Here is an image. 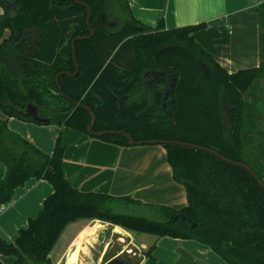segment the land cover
Segmentation results:
<instances>
[{
	"label": "trees",
	"instance_id": "1",
	"mask_svg": "<svg viewBox=\"0 0 264 264\" xmlns=\"http://www.w3.org/2000/svg\"><path fill=\"white\" fill-rule=\"evenodd\" d=\"M115 3H122L127 15L110 26L109 10ZM0 4L5 8L0 38L10 30L0 41V57L11 53L27 30L37 28L39 33L37 48L21 65L22 73L0 62V109L6 115L0 118V160L6 166L0 205L10 202L15 189L31 177L53 186L38 215L14 241L0 235V253L14 257L0 264H53L51 250L65 227L79 219L100 220L157 238L196 240L228 264H264V189L245 168L202 149L161 144L172 178L185 187L187 203L179 208L152 205L74 187L63 172L61 133L53 152L46 153L7 125L8 117L47 124L20 113L33 103L50 124L90 134L87 107L97 117L94 132L120 130L135 141L197 144L246 163L264 183L259 125L264 115L258 109L260 102L264 104V1L257 9L260 64L236 72H228L194 40L193 33L204 23L166 28L159 21L155 27L147 26L131 14L128 0H0ZM91 30L89 38L74 41ZM26 44L24 39L17 49ZM75 60L77 74L68 75L76 71ZM95 137L133 145L122 134ZM251 153L255 160H250ZM115 203L134 211H117ZM137 210L153 211L161 218ZM154 248L155 244L151 251ZM108 254L109 248L104 262L116 253ZM143 256L151 253L125 260L139 264Z\"/></svg>",
	"mask_w": 264,
	"mask_h": 264
},
{
	"label": "crops",
	"instance_id": "2",
	"mask_svg": "<svg viewBox=\"0 0 264 264\" xmlns=\"http://www.w3.org/2000/svg\"><path fill=\"white\" fill-rule=\"evenodd\" d=\"M263 1L128 0V5L131 14L137 20L151 27H155L159 21H162L166 28L204 23L203 27L193 33L194 40L228 72H236L260 64L257 9ZM4 12L5 8L0 4V15ZM9 35L10 30L5 29L3 37L8 38ZM5 117L0 109V118ZM7 125L10 130L46 153L53 152L56 138L61 133V140L65 146L64 175L74 187L82 191L130 196L143 203L164 204L177 208L187 203L185 187L172 178L166 150L161 144L125 146L101 140L68 126L38 124L15 117H8ZM5 173L6 166L0 160V179ZM52 192L53 186L49 181L35 177L27 179L23 185L17 187L12 200L5 203L6 207L0 211V235L14 241L19 230L28 225L29 219L38 215L44 199ZM98 221L100 220L79 219L69 223L60 237L69 227L70 235L55 250L58 239L49 254L53 264H83L86 258L84 253H88L89 250V240L102 227ZM90 226H93L95 231H91L90 228L84 231L82 243L73 258L67 260L74 240ZM173 239L182 243H190L188 241L192 240ZM202 245L205 247L199 248L197 254L202 256L203 261L210 256V262L228 264L209 246ZM184 248L189 249L188 246ZM106 251L101 252L99 260ZM153 252L154 249L151 257L143 256L139 264H149L151 260H157ZM119 254L117 252L115 256ZM217 255L222 259L221 262ZM0 260L11 262L14 257L0 253Z\"/></svg>",
	"mask_w": 264,
	"mask_h": 264
},
{
	"label": "rangeland",
	"instance_id": "3",
	"mask_svg": "<svg viewBox=\"0 0 264 264\" xmlns=\"http://www.w3.org/2000/svg\"><path fill=\"white\" fill-rule=\"evenodd\" d=\"M109 13L111 15V22L117 23L126 17L127 10L122 3H115L110 6ZM3 39L5 38L2 36L0 40ZM37 42L35 44V49L37 47ZM261 104L262 103L260 102L258 109L262 111L261 113L262 115H264V104ZM249 146L250 148L254 146L253 140L250 141ZM157 205L164 206V204ZM113 207L115 210L121 212L134 211L133 208L126 207V205L123 203H115L113 204ZM136 213L148 216L152 219L161 218L158 214L154 213L153 211L137 210ZM98 223H101L102 227L99 231L94 234V237L89 240V251L88 253H84L86 258L85 260H83V264L101 263L105 259V252L102 259L99 260L100 254L102 251H106L108 248L109 254L107 255V257L119 252L120 254H122L124 259L132 262L141 255L145 253L147 254V252L151 253V249L154 244L155 248L153 253L157 260L153 259L149 262V264H192L191 262H193V264H219V261L210 262V256L204 258V261L202 260V256H200V254H197V252L199 248H204L205 246L202 245L203 243L201 244L196 240H189L188 242L190 243H182V241L175 240L173 238H157V236L153 234L131 231L118 225H113L110 223L106 224L107 222L104 223L103 221H98ZM88 228H90L91 231H95L93 226H90L83 230L77 236V238L73 242V248L68 253L67 260L73 258L74 253L77 251L80 244L82 243L81 239L83 237L84 231H86ZM70 230L71 227L66 229L63 235L59 238V241L57 242V245L54 248L55 250L60 247L68 238V236L70 235ZM185 246H188L189 249L184 248ZM217 256L219 257V255ZM219 260L220 262L222 261L220 257Z\"/></svg>",
	"mask_w": 264,
	"mask_h": 264
},
{
	"label": "water",
	"instance_id": "4",
	"mask_svg": "<svg viewBox=\"0 0 264 264\" xmlns=\"http://www.w3.org/2000/svg\"><path fill=\"white\" fill-rule=\"evenodd\" d=\"M13 6H14V3H12ZM90 14H91V10L89 9V13H88V19H87V24L89 26V17H90ZM94 34V30H91V33L90 35L88 36H78L74 39V41L76 39H83V38H89L90 36H92ZM38 39H39V35H38ZM37 48V47H36ZM0 62L4 63L6 66H8L14 73L17 74V72L13 69V67L8 63L7 59H5L4 57H0ZM24 62V60L20 61V63L22 64ZM21 64L19 63H15V65L20 69V73L23 72V69L21 68ZM75 65H76V71L75 73L73 74H70V73H67L68 75H71V76H75L77 74V62L75 60ZM59 76V75H58ZM57 76V77H58ZM60 88V87H59ZM61 90V88H60ZM76 105L78 106H83L80 102H76ZM85 107V106H84ZM89 113L91 114L92 116V122L90 124V126L88 127V132L90 134H94L95 136H101L103 134H106V133H111V134H114V133H117V134H122L124 135L126 138H128L129 142L133 145H137V144H165V143H174V144H178V145H187V146H191L193 148H197V149H202V150H205V151H208L212 154H214L215 156H217L220 160L224 161V162H227V163H230V164H233V165H237V166H240V167H243L245 168L248 172H250L251 175H253V177L256 179V181L262 186V188L264 189V183L263 181L257 176V174L251 169L250 166H248L247 164H245L244 162H240V161H236V160H232V159H229V158H226L225 156L221 155L220 153H218L217 151L213 150V149H210V148H207V147H203V146H200V145H197V144H193V143H188V142H184V141H172V140H144V141H135L133 139V137L124 132V131H120V130H104L102 132H94L92 130L95 122H96V115L95 113L90 109V108H87L85 107ZM20 113L24 116H29V117H32L33 120L35 121H41V122H46L47 124L50 122V119H46V118H42L40 115H39V112H38V107L33 104V103H28L27 104V107L25 108V110L23 111H20ZM101 264H128L127 261L123 258L122 254H119V255H116L112 258H110L108 261H103Z\"/></svg>",
	"mask_w": 264,
	"mask_h": 264
},
{
	"label": "flooded vegetation",
	"instance_id": "5",
	"mask_svg": "<svg viewBox=\"0 0 264 264\" xmlns=\"http://www.w3.org/2000/svg\"><path fill=\"white\" fill-rule=\"evenodd\" d=\"M115 24L116 23L111 22V20L109 18L108 25L114 26ZM38 35H39V33H38L37 28L27 30L23 34V36L19 39V42L16 44V48H14L12 50V52L9 53L8 55L2 56L5 59H7L8 63L13 67V69L17 72V74H20V72H19L20 69L15 65V63L21 64L20 61L25 60V58H28L30 56V53L35 49L36 42L39 40ZM24 39L28 42V44H26V46H22L23 47L22 49H17L19 44L22 43V41ZM15 49H17V50H15ZM262 120H264V119H262ZM259 125H260V130L262 132L261 141L264 142V122L263 121L260 122ZM251 158H253V160H255L257 158V156L254 153H251L250 154V160H251Z\"/></svg>",
	"mask_w": 264,
	"mask_h": 264
},
{
	"label": "built area",
	"instance_id": "6",
	"mask_svg": "<svg viewBox=\"0 0 264 264\" xmlns=\"http://www.w3.org/2000/svg\"><path fill=\"white\" fill-rule=\"evenodd\" d=\"M7 204L3 203L0 205V211L3 210L6 207Z\"/></svg>",
	"mask_w": 264,
	"mask_h": 264
},
{
	"label": "bare ground",
	"instance_id": "7",
	"mask_svg": "<svg viewBox=\"0 0 264 264\" xmlns=\"http://www.w3.org/2000/svg\"><path fill=\"white\" fill-rule=\"evenodd\" d=\"M89 251V250H88Z\"/></svg>",
	"mask_w": 264,
	"mask_h": 264
}]
</instances>
